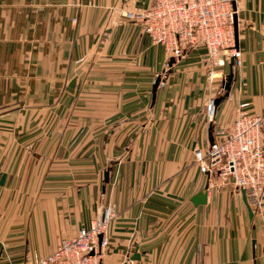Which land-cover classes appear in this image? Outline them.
<instances>
[{
  "label": "crops",
  "instance_id": "0c3cea01",
  "mask_svg": "<svg viewBox=\"0 0 264 264\" xmlns=\"http://www.w3.org/2000/svg\"><path fill=\"white\" fill-rule=\"evenodd\" d=\"M151 3L0 0V264L48 255L107 205L103 264H264V197L245 201L193 154L239 103L264 116V0L234 1L228 91L230 64L212 82L203 47L169 60L125 19Z\"/></svg>",
  "mask_w": 264,
  "mask_h": 264
},
{
  "label": "built area",
  "instance_id": "2783aa9c",
  "mask_svg": "<svg viewBox=\"0 0 264 264\" xmlns=\"http://www.w3.org/2000/svg\"><path fill=\"white\" fill-rule=\"evenodd\" d=\"M232 0H152L143 11H126V20L141 25L143 35L163 47L169 60H180L197 47L205 49L207 77L213 82L225 76L221 69L241 65L235 40ZM220 70V75L216 72ZM206 120L213 122L215 99L208 100ZM264 116L249 111L248 103L237 105L231 129L217 131L207 149L193 150L199 169L208 175L229 177L252 205L264 197V146L261 142ZM115 217L113 206L96 209L89 227L63 238L48 255L33 253L23 264H103L109 244V228Z\"/></svg>",
  "mask_w": 264,
  "mask_h": 264
},
{
  "label": "water",
  "instance_id": "95a60500",
  "mask_svg": "<svg viewBox=\"0 0 264 264\" xmlns=\"http://www.w3.org/2000/svg\"><path fill=\"white\" fill-rule=\"evenodd\" d=\"M234 1L235 0H232V4H233V8L235 9V5H234ZM234 26H235V40H236V44H237V21H236V16H235V22H234ZM233 59H231V62H230V72L227 76V79L226 81L224 82V89L226 91H228L230 89V84H231V81L233 79V71H232V67H233ZM158 84V80L156 82V86ZM155 90V89H154ZM221 100V98H217L215 99V104H218V102ZM107 176H108V172L105 173V181H107ZM242 194H243V199L246 201V194H245V190H241ZM206 191L203 190V191H200L199 193H197L196 195H194L192 198H191V201L194 203V204H203L206 202ZM247 204V207H248V210H249V215L252 216V210L249 206V204L246 202ZM136 259H138L139 257H135Z\"/></svg>",
  "mask_w": 264,
  "mask_h": 264
}]
</instances>
